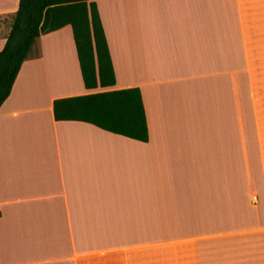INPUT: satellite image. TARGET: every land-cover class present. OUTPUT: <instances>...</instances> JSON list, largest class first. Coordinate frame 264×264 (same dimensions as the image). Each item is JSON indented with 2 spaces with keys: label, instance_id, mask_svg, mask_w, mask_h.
Listing matches in <instances>:
<instances>
[{
  "label": "crops",
  "instance_id": "1",
  "mask_svg": "<svg viewBox=\"0 0 264 264\" xmlns=\"http://www.w3.org/2000/svg\"><path fill=\"white\" fill-rule=\"evenodd\" d=\"M94 2L113 84L83 87L65 25L0 104V264H264V0ZM129 87L145 141L53 118Z\"/></svg>",
  "mask_w": 264,
  "mask_h": 264
},
{
  "label": "trees",
  "instance_id": "2",
  "mask_svg": "<svg viewBox=\"0 0 264 264\" xmlns=\"http://www.w3.org/2000/svg\"><path fill=\"white\" fill-rule=\"evenodd\" d=\"M95 0H18L0 49V104L40 34L68 25L82 85L104 88L114 81ZM37 54V52H35ZM55 120H77L138 141L147 139L136 87L102 90L52 101Z\"/></svg>",
  "mask_w": 264,
  "mask_h": 264
}]
</instances>
